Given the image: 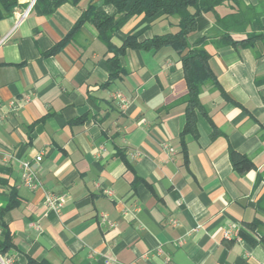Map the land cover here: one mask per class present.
<instances>
[{"label": "crops", "instance_id": "obj_1", "mask_svg": "<svg viewBox=\"0 0 264 264\" xmlns=\"http://www.w3.org/2000/svg\"><path fill=\"white\" fill-rule=\"evenodd\" d=\"M90 1L68 0L46 14L35 0L14 27L31 2L17 0L0 18V258L6 264H264V83H256L264 76L263 43L235 49L207 41L225 95L202 86L207 117L197 111V133L186 134L182 145L187 88L173 49H127L120 57L124 72L108 84L111 54L91 23L48 53ZM243 1L259 11L258 0ZM213 21L211 12L198 15L187 45ZM175 22L160 14L128 16L111 41L173 32ZM262 26L264 15L250 29ZM115 91L125 97L123 107L111 97ZM230 149L248 158L243 172L234 168ZM22 161L36 169L41 188L22 185ZM47 191L65 196L58 212L47 207ZM227 229L233 238L223 235ZM6 236L10 243L2 246Z\"/></svg>", "mask_w": 264, "mask_h": 264}, {"label": "trees", "instance_id": "obj_2", "mask_svg": "<svg viewBox=\"0 0 264 264\" xmlns=\"http://www.w3.org/2000/svg\"><path fill=\"white\" fill-rule=\"evenodd\" d=\"M36 1L43 12L48 14L62 2L68 0ZM16 3L17 0H0V18L10 13ZM103 4L111 5L115 10L114 13H107L91 0L71 30L48 53H53L63 44L70 42L83 23H91L97 30L98 38L106 46V52L111 54L106 58L109 76L105 84H108L124 72L120 57L127 49H153L155 51L165 47L173 49L180 56L187 88L186 93L181 98V101L185 103L186 117L180 133L182 145L185 144L186 134L195 136L197 133V111L207 117V112L199 99L202 86L209 84L224 94L210 68V55L204 48L207 41H212L218 47L230 45L235 49L253 47L257 41H261L264 45V27H260L258 31L250 29L251 22L264 15V0H258L259 11L257 4L247 3L243 0H103ZM221 6H226L228 10L224 13L219 12L218 8ZM207 12L214 14L211 28L189 47L186 38L195 29L196 17ZM157 14L170 20L175 17V31L154 35L141 41L135 35H127L120 45H115L111 41L112 35L125 17L143 15L152 18ZM118 15H121V18L117 19ZM236 34L240 35L239 38L235 37ZM256 83H264V76L257 78ZM262 99L264 102V96ZM230 158L234 168L240 172L249 166L248 158L239 155L232 149H230ZM260 240L264 244V231ZM9 243V237L6 236L2 246L9 245ZM0 254H2V249H0Z\"/></svg>", "mask_w": 264, "mask_h": 264}, {"label": "built area", "instance_id": "obj_3", "mask_svg": "<svg viewBox=\"0 0 264 264\" xmlns=\"http://www.w3.org/2000/svg\"><path fill=\"white\" fill-rule=\"evenodd\" d=\"M35 0H31L29 5L23 9L17 17L14 27L28 14L33 2ZM111 97L118 103L119 106L123 107L126 101L125 97L118 91L112 92ZM168 148V147H167ZM170 149V148H169ZM42 159V154H38L35 157V161L38 163ZM20 179L21 183L24 187L29 190H35L42 187L41 180L38 176V173L35 168L28 161L21 162V171H20ZM44 199L47 207L55 212H58L61 206L65 201V196L63 194H54L52 192H45ZM223 235L226 238H233L235 235L232 233L230 229L224 230ZM2 264H6V262L0 258ZM106 264L110 263L109 260L105 262Z\"/></svg>", "mask_w": 264, "mask_h": 264}]
</instances>
